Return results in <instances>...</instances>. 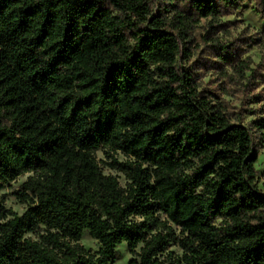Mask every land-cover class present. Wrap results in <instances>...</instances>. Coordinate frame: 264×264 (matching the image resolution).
Here are the masks:
<instances>
[{"label":"trees","instance_id":"trees-1","mask_svg":"<svg viewBox=\"0 0 264 264\" xmlns=\"http://www.w3.org/2000/svg\"><path fill=\"white\" fill-rule=\"evenodd\" d=\"M244 1L0 0V190L29 173L0 264H113L122 243L127 264H264V117L232 122L184 65L193 26Z\"/></svg>","mask_w":264,"mask_h":264},{"label":"rangeland","instance_id":"rangeland-1","mask_svg":"<svg viewBox=\"0 0 264 264\" xmlns=\"http://www.w3.org/2000/svg\"><path fill=\"white\" fill-rule=\"evenodd\" d=\"M154 4L157 5L155 2ZM243 5L244 7L237 11L222 15L217 27H209L210 18H201L205 22L201 23L200 20L193 26V38L189 44L191 56L184 65L197 72L200 89L222 104L232 122L245 124L244 121L249 116L264 117V104L260 108L250 107L264 101V88L260 92L255 91L264 85V21L254 0H245ZM229 15L234 18L222 19ZM240 25L245 27L238 35H233V31ZM215 42L226 46V57H222L224 49L212 46ZM205 77L208 78L206 82ZM229 97L231 99H228ZM237 100L238 106L234 103ZM116 157L119 160L125 159L121 153H117ZM96 158L104 173L115 175L120 184L124 185V175L107 165L108 159L101 150L96 151ZM256 170L258 187L264 192V142H258ZM28 175L29 173H26L17 177L0 190V202L18 214L26 209L28 203L20 201L15 192L20 190ZM79 242L91 251H96L99 247L98 242L86 231ZM169 250L180 253L176 245H170ZM130 257L126 244L122 243L116 248L113 264H127Z\"/></svg>","mask_w":264,"mask_h":264},{"label":"clouds","instance_id":"clouds-1","mask_svg":"<svg viewBox=\"0 0 264 264\" xmlns=\"http://www.w3.org/2000/svg\"><path fill=\"white\" fill-rule=\"evenodd\" d=\"M233 18H234V16H232V15L222 17V19H224V20H231V19H233ZM204 22H205V21L202 19V20H201V23H204ZM244 27H245V25H240L239 28H237V29H235V30L233 31V35H238V34L243 30ZM251 34H252V33L250 32L249 35H251ZM207 79H208V78L205 77V82L207 81ZM262 88H264V85H261L260 87L256 88L255 91H256V92H260ZM228 99H231V97H229ZM234 103H236L237 106H238L239 101H238V100H237V101H234ZM262 104H264V101H261V102L258 103V104H252V105H250V107H252V108H260ZM251 119H254V117H252V116L247 117V119L244 121L245 124H247V122H248L249 120H251Z\"/></svg>","mask_w":264,"mask_h":264}]
</instances>
